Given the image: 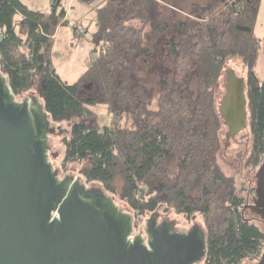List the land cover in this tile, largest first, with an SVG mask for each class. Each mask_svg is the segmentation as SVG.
I'll return each instance as SVG.
<instances>
[{
	"label": "trees",
	"instance_id": "16d2710c",
	"mask_svg": "<svg viewBox=\"0 0 264 264\" xmlns=\"http://www.w3.org/2000/svg\"><path fill=\"white\" fill-rule=\"evenodd\" d=\"M64 1L51 0L44 13L21 0H0V71L13 94L40 95L52 120L71 125V137H64L65 161L84 163V178L117 195L133 223L160 207L188 220L201 215L207 254L199 262L258 261L264 228L247 214L235 177L218 161L226 121L216 90L228 59L241 58L253 139L249 162L261 165L264 79L257 65L264 35L258 37L256 26L262 0H207L193 4L185 17H173L179 31L174 73L159 92L148 85L139 63L151 55L158 34L171 28L164 0H106L96 10L97 58L71 84L51 59L57 29L67 23ZM88 80L96 82L99 94L82 98ZM98 103L106 104L111 116L106 126L88 107ZM117 178L123 180L119 190Z\"/></svg>",
	"mask_w": 264,
	"mask_h": 264
},
{
	"label": "water",
	"instance_id": "95a60500",
	"mask_svg": "<svg viewBox=\"0 0 264 264\" xmlns=\"http://www.w3.org/2000/svg\"><path fill=\"white\" fill-rule=\"evenodd\" d=\"M226 73L218 107L230 138L247 129L249 112L245 78L231 67ZM54 132L64 130L50 125L36 95L17 101L0 74V264H196L207 254L198 223L177 232L176 221L159 223L155 211L145 241L132 234V215L101 187L86 188L71 175L61 180L47 145ZM255 176V197L245 207L264 221V162ZM247 264H264V250Z\"/></svg>",
	"mask_w": 264,
	"mask_h": 264
},
{
	"label": "rangeland",
	"instance_id": "374dc122",
	"mask_svg": "<svg viewBox=\"0 0 264 264\" xmlns=\"http://www.w3.org/2000/svg\"><path fill=\"white\" fill-rule=\"evenodd\" d=\"M25 4H27L31 9H40L41 12H48L51 10V0H21ZM69 0H65L66 8L69 9V20L66 24H63L62 29L58 32V35L54 39L52 45V53L51 59L53 61V66L57 71L58 75H60L61 79L68 82L73 83L79 79L83 73H85L89 67L91 66L94 59L97 57V53L95 50L96 45L93 43V33L97 29V23L95 20V16L97 14L96 10L101 7L105 3L106 0H98L94 3L84 4L77 0H72V3L69 5ZM169 7V11L166 12V19L171 20V28H169L168 32L158 34L157 38L154 39L155 48L152 49V52L160 54L161 48L164 45V41L170 38L173 34L177 33V27L175 22H172L173 17L175 19H181L185 17L188 12L191 11V7L193 4H202L207 0H164ZM262 7L259 12V18L257 22V35L258 37H262L264 35V0L261 3ZM176 11V12H175ZM74 27H84L87 32L80 34H74ZM261 56H260V66L258 68V72L260 76H264V45L261 47ZM173 60V59H172ZM169 63L170 68L174 70V64ZM139 66L141 67V71L143 76L146 79L148 85L156 88L157 92L161 90V82L166 80L167 82H171L173 75L169 74V76H160V72L156 73L158 69L153 65L152 62L149 64H145L140 61ZM228 67L235 69L238 76H242L244 78L247 77V72L244 69L243 61L241 58L232 57L228 59L225 70L223 71V75L219 80L218 87L216 90V104L219 106L223 95L226 92V70ZM154 69V70H152ZM0 74L2 72L0 71ZM3 75V74H2ZM81 97L82 98H90L94 97V95L99 94V90L96 82L93 80H88L84 82L81 88ZM29 94L24 96L16 97L17 101H23L27 98ZM37 101L39 103L44 104V99L40 95H36ZM89 109L98 113L99 122L103 126L109 124L111 121V116L107 111L106 104H94L89 105ZM50 125L55 126V128H61L64 130L62 135H59L58 132H54L47 135V145L49 146V155L51 162L53 163V168L58 169V176L61 180H63L66 175H71L74 179L76 178L80 181L86 188H90L91 186L94 188L101 187L103 190V186L100 182H89L86 180L81 173V167L84 163H80L77 161L66 162L65 161V152H66V144L64 141V137L68 139L70 136L71 125L67 121L56 122L52 120L50 117ZM221 132V141L223 142L222 148L220 149L218 161L222 166V169L225 174L229 176H234L239 186L240 195L245 197L246 204L250 203V198L255 197V189H256V171L258 170L260 165H256L249 162V159L252 155V144L253 139L251 135V131L249 125L247 129L241 131L234 137L228 138V127L224 125ZM51 148V149H50ZM51 151L58 153L56 156H52ZM123 184V180L121 178H117L116 185L118 190ZM108 196H111L113 201L118 205L120 209L125 212H128V208L124 204L123 201L119 200V197L111 192L105 191ZM160 212V219L165 218V220L176 221V231H188L189 228L198 223L203 227L204 220H202L201 215H196L191 219H187L185 215L181 213H176L175 210H164V207H160L158 209ZM249 215V213H247ZM252 218H255L257 223L264 228V221L261 217L249 215ZM147 219L139 221L137 224L134 223L133 226V235H141L144 240H147L148 234H146L147 229ZM196 264H202L198 262ZM247 264V263H245Z\"/></svg>",
	"mask_w": 264,
	"mask_h": 264
},
{
	"label": "flooded vegetation",
	"instance_id": "af4514ba",
	"mask_svg": "<svg viewBox=\"0 0 264 264\" xmlns=\"http://www.w3.org/2000/svg\"><path fill=\"white\" fill-rule=\"evenodd\" d=\"M178 35H179V31L173 34L166 41H164V45L161 48L160 54L151 51L150 56L142 59L145 64H149V62H152L153 65H155V67L158 69L156 73L160 72L159 74L160 76H169V74L171 75L172 73L173 75L174 73V70L172 69V67L170 68L169 63L171 62L172 59H173L172 63L174 62L173 45L178 40ZM163 219H160V221L158 220V222L160 223ZM179 232H187V231L180 230Z\"/></svg>",
	"mask_w": 264,
	"mask_h": 264
},
{
	"label": "crops",
	"instance_id": "0c3cea01",
	"mask_svg": "<svg viewBox=\"0 0 264 264\" xmlns=\"http://www.w3.org/2000/svg\"><path fill=\"white\" fill-rule=\"evenodd\" d=\"M50 3H52L51 1H49ZM69 2V5L72 3V0H69L68 1ZM82 3V2H81ZM36 10H39V11H42V10H40V9H36ZM261 10V9H260ZM67 17H66V20H67V22H68V20H69V15H70V13H69V9L67 8ZM97 15V14H96ZM95 20H96V16H95ZM62 25L57 29V32H56V34H55V36L56 35H58V32L62 29ZM77 29H78V31H77V34L79 35L80 34V32L81 31H83V33L85 32H87V30H86V28H84V27H76ZM74 34H75V31H74ZM57 37V36H56ZM55 37V39H57ZM262 50V49H261ZM260 56H261V54H260ZM260 59V58H259ZM259 66H260V61H259V63H258V65H257V72H258V68H259ZM258 74H259V72H258ZM259 76H260V74H259ZM260 77H262L263 79H264V76H260Z\"/></svg>",
	"mask_w": 264,
	"mask_h": 264
}]
</instances>
